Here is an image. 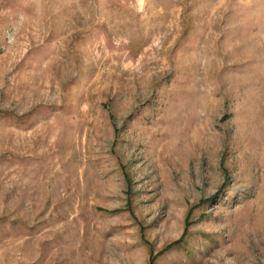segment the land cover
I'll use <instances>...</instances> for the list:
<instances>
[{
  "label": "rangeland",
  "instance_id": "374dc122",
  "mask_svg": "<svg viewBox=\"0 0 264 264\" xmlns=\"http://www.w3.org/2000/svg\"><path fill=\"white\" fill-rule=\"evenodd\" d=\"M0 264H264V0H0Z\"/></svg>",
  "mask_w": 264,
  "mask_h": 264
}]
</instances>
